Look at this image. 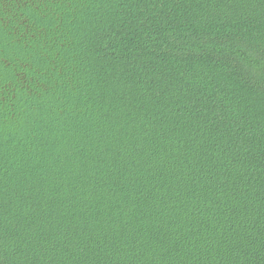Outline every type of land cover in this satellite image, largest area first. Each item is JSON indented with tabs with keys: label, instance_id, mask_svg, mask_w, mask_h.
<instances>
[{
	"label": "trees",
	"instance_id": "1",
	"mask_svg": "<svg viewBox=\"0 0 264 264\" xmlns=\"http://www.w3.org/2000/svg\"><path fill=\"white\" fill-rule=\"evenodd\" d=\"M0 264H264V0H0Z\"/></svg>",
	"mask_w": 264,
	"mask_h": 264
}]
</instances>
